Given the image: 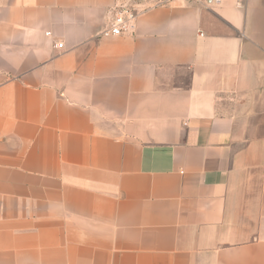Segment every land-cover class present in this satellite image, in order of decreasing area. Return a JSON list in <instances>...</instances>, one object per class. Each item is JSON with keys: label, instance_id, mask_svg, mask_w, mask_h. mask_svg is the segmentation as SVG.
<instances>
[{"label": "crops", "instance_id": "1", "mask_svg": "<svg viewBox=\"0 0 264 264\" xmlns=\"http://www.w3.org/2000/svg\"><path fill=\"white\" fill-rule=\"evenodd\" d=\"M0 0V264H264V0Z\"/></svg>", "mask_w": 264, "mask_h": 264}, {"label": "built area", "instance_id": "2", "mask_svg": "<svg viewBox=\"0 0 264 264\" xmlns=\"http://www.w3.org/2000/svg\"><path fill=\"white\" fill-rule=\"evenodd\" d=\"M170 1L172 0H114L110 8L111 19L100 33L105 37L131 33L133 23L142 12ZM215 1L220 2L221 0Z\"/></svg>", "mask_w": 264, "mask_h": 264}]
</instances>
